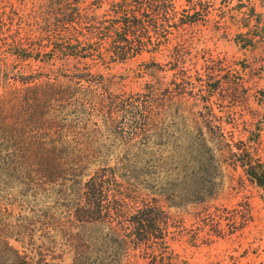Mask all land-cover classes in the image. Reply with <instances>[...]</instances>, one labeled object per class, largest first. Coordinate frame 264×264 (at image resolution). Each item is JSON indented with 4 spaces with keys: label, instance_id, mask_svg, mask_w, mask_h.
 Here are the masks:
<instances>
[{
    "label": "rangeland",
    "instance_id": "obj_1",
    "mask_svg": "<svg viewBox=\"0 0 264 264\" xmlns=\"http://www.w3.org/2000/svg\"><path fill=\"white\" fill-rule=\"evenodd\" d=\"M81 1L0 0V101L7 91L22 89L24 78L47 76L51 66L40 61L75 34L70 5ZM94 1L103 17L121 0ZM173 3L168 16L173 23H196L174 30L157 53L92 70L104 76L107 91L133 95L153 86L157 95L154 120L145 128L138 125L142 131L126 126L114 134L103 127L95 148L111 153L112 161L123 160L129 173L122 174L134 189L158 199L171 221L170 248L182 259L264 264V196L240 167L243 153L264 163V0ZM25 53L30 58L24 59ZM50 107L47 98L41 115L48 116ZM19 115L15 108L0 113V171L15 165L8 159L13 147L2 123ZM68 188L65 183L38 187L15 175L0 179V217L6 226L17 227L13 245L36 248L41 235L50 245L64 206L79 192ZM244 202L252 221L221 236L213 220ZM222 227L227 231V221Z\"/></svg>",
    "mask_w": 264,
    "mask_h": 264
},
{
    "label": "trees",
    "instance_id": "obj_2",
    "mask_svg": "<svg viewBox=\"0 0 264 264\" xmlns=\"http://www.w3.org/2000/svg\"><path fill=\"white\" fill-rule=\"evenodd\" d=\"M173 1L121 0L110 4L103 17L93 0L71 4L75 34L40 61L51 66L47 76L26 77L22 89L5 93L0 113L15 108L20 115L2 123L5 140L13 147L8 159L15 165L2 169L0 179L15 175L38 187L65 183L79 192L64 206L50 245L49 237L41 235L40 246L18 249L12 243L17 227L6 226L0 217V264H190L170 248L171 221L158 199L134 189L128 174H122L129 173L123 160L112 161L111 153L95 148L103 127L114 134L126 126L142 131L154 120L157 95L153 86L133 95L107 91L104 76L92 70L157 53L174 30L196 23H173L168 18L175 10ZM47 98L50 113L42 116ZM219 133L224 140L221 128ZM204 143L208 149L207 139ZM243 156L240 167L264 196V163ZM237 207L213 220L221 236L233 235L252 221L248 203ZM48 219L57 223L55 217Z\"/></svg>",
    "mask_w": 264,
    "mask_h": 264
}]
</instances>
